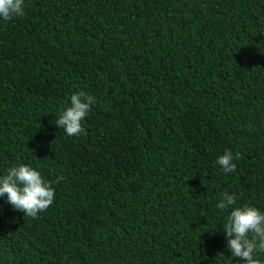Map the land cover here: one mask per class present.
I'll return each instance as SVG.
<instances>
[{"label": "trees", "instance_id": "16d2710c", "mask_svg": "<svg viewBox=\"0 0 264 264\" xmlns=\"http://www.w3.org/2000/svg\"><path fill=\"white\" fill-rule=\"evenodd\" d=\"M24 12L0 19V176L64 179L36 218L0 197V264H244L216 205L264 212V0ZM80 90L97 103L69 136L55 123ZM225 150L234 172L216 163Z\"/></svg>", "mask_w": 264, "mask_h": 264}, {"label": "clouds", "instance_id": "9594fccd", "mask_svg": "<svg viewBox=\"0 0 264 264\" xmlns=\"http://www.w3.org/2000/svg\"><path fill=\"white\" fill-rule=\"evenodd\" d=\"M24 14V0H0V19L9 21ZM69 100L70 103L61 108L55 124L58 128H63L69 136L86 134L82 122L91 107L97 103V99L80 90L72 93ZM236 159H239L238 154ZM216 163L225 173L236 170L233 153L229 150H225ZM63 179V176H58L55 181H48L29 165H15L5 175L0 176V197L6 196L12 208L36 218L40 212L46 211L52 205L55 197L52 185ZM235 204L233 195L224 194L216 205L221 210L231 208L224 225L226 246L231 257L239 258L244 264H264L254 255L258 252L264 253V212L248 204L233 207Z\"/></svg>", "mask_w": 264, "mask_h": 264}]
</instances>
